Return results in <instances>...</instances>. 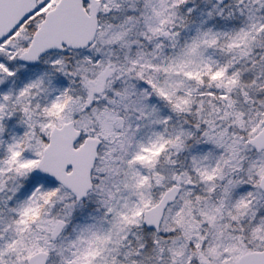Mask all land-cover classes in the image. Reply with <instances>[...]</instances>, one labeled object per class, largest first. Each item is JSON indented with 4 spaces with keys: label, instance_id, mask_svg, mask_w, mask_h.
I'll return each instance as SVG.
<instances>
[{
    "label": "snow or ice",
    "instance_id": "obj_1",
    "mask_svg": "<svg viewBox=\"0 0 264 264\" xmlns=\"http://www.w3.org/2000/svg\"><path fill=\"white\" fill-rule=\"evenodd\" d=\"M0 264H264V0H0Z\"/></svg>",
    "mask_w": 264,
    "mask_h": 264
}]
</instances>
